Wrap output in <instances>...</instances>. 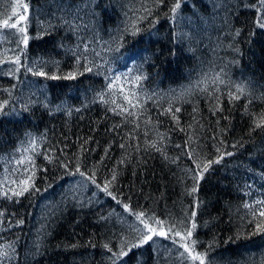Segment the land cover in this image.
Wrapping results in <instances>:
<instances>
[{"label":"trees","instance_id":"trees-1","mask_svg":"<svg viewBox=\"0 0 264 264\" xmlns=\"http://www.w3.org/2000/svg\"><path fill=\"white\" fill-rule=\"evenodd\" d=\"M16 2L0 0V20ZM179 2L173 14L169 0H20L28 44L0 29V189L28 176L39 189L0 195L3 264H112L104 245L118 252L138 224L123 204L179 228L196 201L191 239L205 264H264V233L254 234L264 217L244 206L264 200V10L259 0ZM121 74L144 77L115 86L136 93L134 116L112 111L113 99L128 107L107 87ZM224 152L233 155L200 179L197 165ZM113 172L116 199L97 187ZM154 239L119 264H181L179 245Z\"/></svg>","mask_w":264,"mask_h":264},{"label":"snow or ice","instance_id":"snow-or-ice-1","mask_svg":"<svg viewBox=\"0 0 264 264\" xmlns=\"http://www.w3.org/2000/svg\"><path fill=\"white\" fill-rule=\"evenodd\" d=\"M160 3H163L164 0H159ZM170 3L173 4V7L170 8V12L175 14L177 12V9L180 8V2L179 0H169ZM260 9L264 10V0H259ZM27 4H21L20 0H17L15 4L11 5V13L6 16V18L0 20V29H15L20 34V42H22L24 45L28 44L29 36L26 34V29L21 25V21L25 20V16L20 14V9H23L24 12L27 11ZM145 11H148L149 15L151 12L145 8ZM173 18H175L173 16ZM14 21V22H13ZM258 23L261 24V26H264V16H261L258 18ZM119 50V49H117ZM13 64L19 65L23 67L21 64L20 58L16 57L13 61ZM79 64V62H78ZM20 69L19 67H16L11 71V73L14 75L15 72H18ZM26 71L32 72L33 75L45 77L46 79H75V75L72 73H69L63 77L56 76V75H49L47 72H44L39 67L33 69L31 67L26 68ZM85 71H92L91 67H86ZM129 72H131V69H129ZM82 75L83 73H79ZM142 78H144L142 75H136L132 80H128V77L125 74L114 76L112 79L109 80V83L107 85L108 89L112 91L113 95H116L117 92L122 96L123 100L126 102L128 107H125L122 104L117 103L115 99L111 101L115 107L112 109V111L116 112L117 115H123L127 113L128 116H134L136 113L134 111H130L129 109H135L139 104V99L136 96V93L129 89L128 93L126 94L124 91L123 85H121L118 89L115 87L117 82L121 81L122 79L125 80L128 83H135L140 81ZM217 79L219 77L217 76ZM221 83L223 81H220ZM242 91V90H241ZM230 99H238V96H233L232 94H229ZM101 101L103 102V95L100 96ZM135 101V103H134ZM7 103L5 101L3 104H0V109L4 108V105ZM119 109V111H117ZM78 110V109H77ZM166 114L172 111L171 105L169 106V109L165 110ZM176 112H179L180 109L176 108ZM173 119H176L175 115H173ZM260 124L257 123V127H259ZM138 127V125H137ZM124 145H121L123 147ZM153 147H155V144H153ZM179 147V145L177 146ZM35 151V149H33ZM157 151H160L159 148H157ZM217 151L220 152V149L217 148ZM188 155H191V153H187ZM231 156L233 153L231 152H224L221 153L215 161H208L204 165H197V169L199 170L198 175L199 178H203V173L208 171L209 167L213 163H220L225 156ZM26 161L24 159H20L17 161L18 164H24ZM123 161H121L122 163ZM27 163L29 165H33L34 161L31 157L27 158ZM63 167L67 168L68 165L64 164ZM27 172L28 169H25ZM194 172L196 170H193ZM76 173H78L80 176L84 177L86 180H90L93 184L96 183L93 176H87L85 172L80 171L79 166L76 168ZM197 177L194 175L193 179L195 180ZM116 174L113 172L111 181H108L104 186H101L97 184L98 188H102V191L106 193L109 196H112L113 199H116L115 196H113L112 192L109 191L108 185L112 183V181H115ZM32 181V176H28L26 180L21 181V184L24 186L21 187L20 185L17 186V188L12 189L9 188L8 190H2L0 189V195H2L5 198L11 199L12 196H21L26 192L35 191L38 192L39 189L35 188L34 182L30 183ZM197 186H194L192 191H197ZM11 193V195H9ZM118 203H121L118 201ZM200 202L196 201L193 207V210L190 212V214L187 215L186 220L181 222V227H177L176 224H168L163 220H160L159 218L155 216H149L145 214L144 212H133V210L130 208L129 204H123V208L125 212H129L132 215H135L136 221H138V224L132 225V231L135 233L134 240L132 242H129L127 240L121 242V247L118 252H114L111 248L108 247V245H104V247L112 253V255L109 257V260L112 261V264H119V261H121L122 258L127 257L129 253L132 251V249L135 248H142L144 245L149 244V242H152L155 244L157 241L154 239V237H163L167 240H171L172 244L179 245L180 248L183 249V252L180 253V261L181 264H185L187 261H191V264H205V256L206 253H200L196 251L195 245L197 241L192 240L191 237L193 235V230L197 227L195 223V217H196V209L199 207ZM256 205L259 206V217H264V200H259L255 202V205H248L245 204L244 206L246 208H250V210H253V219H258L257 213L254 210ZM2 215V213H0ZM190 223V227H187L186 225ZM142 225V227H140ZM264 233V220H261L259 223H256L255 232L254 234H260ZM178 238V239H177ZM239 237H237L238 239ZM232 239V238H229ZM10 247V246H9ZM8 252L4 251L3 253H0V264H3V261L8 258ZM123 264H128L127 260L123 261ZM137 264H140L139 261H137Z\"/></svg>","mask_w":264,"mask_h":264}]
</instances>
